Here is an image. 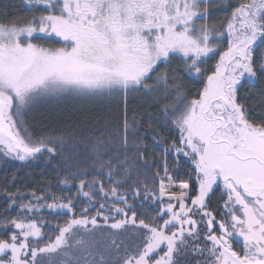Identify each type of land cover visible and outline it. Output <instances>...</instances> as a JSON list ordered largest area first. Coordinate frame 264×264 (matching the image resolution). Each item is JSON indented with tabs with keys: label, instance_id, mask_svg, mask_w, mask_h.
I'll return each instance as SVG.
<instances>
[{
	"label": "snow or ice",
	"instance_id": "obj_1",
	"mask_svg": "<svg viewBox=\"0 0 264 264\" xmlns=\"http://www.w3.org/2000/svg\"><path fill=\"white\" fill-rule=\"evenodd\" d=\"M0 264H264V0H0Z\"/></svg>",
	"mask_w": 264,
	"mask_h": 264
},
{
	"label": "trees",
	"instance_id": "obj_2",
	"mask_svg": "<svg viewBox=\"0 0 264 264\" xmlns=\"http://www.w3.org/2000/svg\"><path fill=\"white\" fill-rule=\"evenodd\" d=\"M117 102H113V104H116ZM131 106V105H130ZM33 176H35L37 179H39L40 178V170H39V167H36L35 168V170L33 171ZM51 177H49V179H50Z\"/></svg>",
	"mask_w": 264,
	"mask_h": 264
}]
</instances>
